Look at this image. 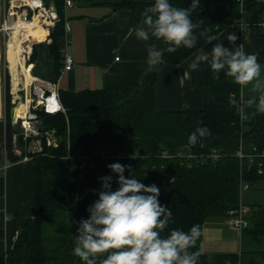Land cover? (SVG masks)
I'll return each instance as SVG.
<instances>
[{
  "label": "trees",
  "instance_id": "obj_1",
  "mask_svg": "<svg viewBox=\"0 0 264 264\" xmlns=\"http://www.w3.org/2000/svg\"><path fill=\"white\" fill-rule=\"evenodd\" d=\"M51 0H44L49 6ZM58 14L66 21V0H55ZM79 5L111 6L126 9L131 24L137 26L143 10L154 0H73ZM174 7H190L192 0H170ZM227 5L224 11L211 10L214 4ZM264 0H199L192 13L197 36L192 49L163 51V61L179 64L204 47L207 35L218 33L235 20H246L250 37L263 36ZM51 42L34 46L31 62L35 74L57 82L63 69L65 33H51ZM5 61L3 44L2 65ZM47 71V72H46ZM196 86L206 89L205 108L193 110H161L157 105L158 72L146 74L141 88L128 100L122 101L114 89L60 90L65 112L47 113L38 110L42 133L55 130L58 146H49L43 137V152L31 154L33 165V215L14 217L16 240H10L0 264H83L72 254L73 238L69 232L53 238L45 235V226L59 213L65 214L61 227L69 225L76 215H89L87 208L98 199L100 177L112 176V189L118 187L116 174L107 167L112 163L130 166L132 175L145 185L160 189L159 201L171 209L172 220L161 233L172 229L187 232L199 225L201 236L190 251L201 252L202 230L208 218L223 216L240 203L242 176L252 184L264 179L255 167L248 168L235 156L243 144L246 151L264 148V114L255 106L248 107L247 119H242L241 86L221 71L213 78L210 63L193 70ZM10 76L6 68V118L8 122V154L13 160L23 158L13 154ZM258 99V98H257ZM240 109V110H238ZM197 127H206L210 134L200 137L195 145L188 142ZM19 146L24 145L21 135ZM187 145L196 153L211 148L221 150L218 159H187L176 154ZM106 150V155L102 154ZM164 152L175 156H164ZM122 156L121 158L112 156ZM70 156V157H68ZM86 159V160H85ZM83 162L85 164L83 165ZM250 207V226L243 229L251 248L239 254H209L201 252L199 264H264V201ZM263 261V262H262Z\"/></svg>",
  "mask_w": 264,
  "mask_h": 264
},
{
  "label": "crops",
  "instance_id": "obj_2",
  "mask_svg": "<svg viewBox=\"0 0 264 264\" xmlns=\"http://www.w3.org/2000/svg\"><path fill=\"white\" fill-rule=\"evenodd\" d=\"M76 5V4H75ZM74 6L66 7L65 18L70 22L67 53L74 58V68L62 72L58 81L59 90L77 92L83 90H117L122 101L130 99L142 85L146 74L158 72L156 83L157 105L161 110H193L205 108L206 89L196 86L193 70L189 67L197 55H209L210 63L213 45L222 43L233 47L227 40L236 35L235 45L242 44L246 54H256L262 65L261 78H264V35L250 37L246 32V20H235L221 30L217 39L207 43L189 58L179 64L163 63L149 68L146 64V44L154 43L164 51L166 44L150 38L148 42L137 39L131 24L129 10L90 8L82 10ZM98 9V10H97ZM264 31V13L262 15ZM52 40L46 43H50ZM47 72V71H46ZM261 93L253 91L252 86H241L243 100L258 98ZM2 101V99H1ZM18 134L13 136L12 151L18 157L14 144ZM8 122L0 116V255L6 252L10 240H14L16 229L14 217L33 215V165L23 158L13 160L8 154ZM89 215H76L69 224V233L74 240L79 225L73 223ZM246 243V247L244 244ZM251 241L244 230L232 226L227 215L208 218L202 230L201 249L209 254H239L252 249ZM263 262V261H262Z\"/></svg>",
  "mask_w": 264,
  "mask_h": 264
},
{
  "label": "clouds",
  "instance_id": "obj_3",
  "mask_svg": "<svg viewBox=\"0 0 264 264\" xmlns=\"http://www.w3.org/2000/svg\"><path fill=\"white\" fill-rule=\"evenodd\" d=\"M199 7V0H192L190 7H174L170 0H154L141 13L139 24L132 30L137 39L148 42L150 38L168 45L166 51L178 48L192 49L197 42L192 13ZM209 43L216 40L207 35ZM227 40L233 47L222 43L213 45L210 67L213 78L218 79L221 71L240 86H252L261 94L246 102L264 114V78L262 65L256 54H246L242 44L235 45L236 35ZM149 68L163 63V50L156 44H146ZM209 61V55H197L190 64L196 70L201 62ZM240 110V109H238ZM206 127H197L189 137L191 145L198 138L209 135ZM116 174L118 187L112 189V176L100 177V191L88 208L89 216L73 223L79 225L74 235L72 254L83 264H199L200 251H190L201 236L199 225L187 232L172 229L165 237L161 233L172 220L171 209L159 201L160 189L155 184L145 185L132 175L126 177L125 169L130 166L112 163L107 166Z\"/></svg>",
  "mask_w": 264,
  "mask_h": 264
},
{
  "label": "built area",
  "instance_id": "obj_4",
  "mask_svg": "<svg viewBox=\"0 0 264 264\" xmlns=\"http://www.w3.org/2000/svg\"><path fill=\"white\" fill-rule=\"evenodd\" d=\"M30 1H34L31 4ZM36 2V3H35ZM73 0H66V7L74 6ZM41 14V19L46 21L42 22V25L48 29L49 33L47 38L51 40V33L57 26V20L59 18L58 13L55 12L51 5H47L44 0H0V32L5 37L4 45L8 47L9 41L12 38L14 32L13 26L20 20L27 22L36 15ZM247 26V24H246ZM71 26L69 21L64 22V32L67 35L70 32ZM1 39V34H0ZM45 42V41H43ZM36 40L24 42V49L21 51L22 60L25 65L28 66L33 75L31 83L26 86L23 81L19 86L20 96L17 98L13 94L15 92L10 88L12 107V124L15 125L20 121V132L18 134L23 137L26 143V153L24 154L21 149H17V153L23 155L25 161L31 160V154L37 152H43V137H46L47 144L49 146H58V140L55 135V130L42 133L40 125L42 120L39 117L38 110H44L47 113H57L60 111L65 112L66 109L61 101L60 90L58 84L48 78H44L35 74V63L31 62V58L34 51V46L39 43ZM69 40H65V46L63 48V69L62 72L71 71L74 68V58L67 53L66 47L69 44ZM6 68L10 74V63L6 64ZM61 72V73H62ZM13 88V87H12ZM247 100H242V119H247L249 114L247 113L248 107L246 106ZM21 103H26L28 108L24 117H16L14 115L15 107ZM55 105L54 108H51ZM106 150H102V154L106 155ZM221 150L217 148H211L207 153H196L191 145H187L179 151L176 156L187 159H204L212 158L218 159L221 156ZM164 156H175L164 152ZM235 156L240 159L241 162H245L248 168L255 167L257 174L264 175V148H253L250 151L244 149L243 144L235 152ZM70 157V156H68ZM113 158L122 156H112ZM86 160V159H85ZM85 162H83V165ZM252 183L245 180L242 176L240 190H250ZM250 207L240 201L237 207L230 208L227 212V217L232 226L243 230L250 226Z\"/></svg>",
  "mask_w": 264,
  "mask_h": 264
},
{
  "label": "bare ground",
  "instance_id": "obj_5",
  "mask_svg": "<svg viewBox=\"0 0 264 264\" xmlns=\"http://www.w3.org/2000/svg\"><path fill=\"white\" fill-rule=\"evenodd\" d=\"M31 4H34V1H30ZM36 3V2H35ZM41 14L36 15L34 19L24 22L20 20L18 23H15L13 26L14 32L12 33V38L9 41L7 47V60L10 63V70L13 76L14 82V92L19 90V85L23 81L26 86H29L32 80L33 75L31 74L30 68L25 65L22 60L21 51L24 49V42L36 40L38 42H48L50 39L48 36V29L45 25H42ZM1 55V48H0ZM1 72V71H0ZM18 87V89H17ZM1 74H0V116L2 115V91H1ZM16 98V97H15ZM55 105H52L51 108H54ZM28 105L26 103H21L19 106L15 107L14 115L17 117H24Z\"/></svg>",
  "mask_w": 264,
  "mask_h": 264
},
{
  "label": "rangeland",
  "instance_id": "obj_6",
  "mask_svg": "<svg viewBox=\"0 0 264 264\" xmlns=\"http://www.w3.org/2000/svg\"><path fill=\"white\" fill-rule=\"evenodd\" d=\"M76 5V8H80L82 10H90V8H108L106 6H94V5H79V3L74 2ZM98 10V9H97ZM1 34V39H0V48H1V55H0V74H1V91H2V115L5 117V110H6V101H5V93H6V64H8V60H7V46H5V61H4V65H2V56H3V44L5 42V37L4 35L0 32ZM49 42V41H48ZM2 67V68H1ZM7 72H9L7 70ZM10 76V88L14 91V82H13V76L12 74L9 73ZM20 86V85H19ZM13 87V88H12ZM59 88V86H58ZM18 89V87H17ZM17 92V91H16ZM13 94L14 97L17 98V96L19 97L20 94L16 93ZM12 144H13V139H12ZM16 149H21V151L25 154L26 153V143L24 142L23 146H19V140L18 138L16 139L15 143ZM20 155V154H19ZM240 201L248 206L252 205V204H259L261 202L264 201V179L258 181L255 184H252L251 189L250 190H246V191H242L241 192V196H240ZM65 214L63 213H59L57 215V217L50 221L49 223L46 224L45 226V235L47 238H53L54 236L58 235L59 233H66L69 232V225L65 226V227H61V223L63 221ZM74 218V217H73ZM72 218V220H73ZM18 236V233L15 236L14 241L16 240ZM244 247L247 248L246 243L244 244ZM245 248V250H246Z\"/></svg>",
  "mask_w": 264,
  "mask_h": 264
},
{
  "label": "water",
  "instance_id": "obj_7",
  "mask_svg": "<svg viewBox=\"0 0 264 264\" xmlns=\"http://www.w3.org/2000/svg\"><path fill=\"white\" fill-rule=\"evenodd\" d=\"M50 5L52 6L53 10L58 13V7H57V4H56V1L55 0H51L50 1ZM228 8L229 7L227 5H222V4H219V3L218 4H214V5L211 6V10H218V11H224V10H227ZM58 16H59V14H58ZM63 32H64V23L59 17L58 20H57L56 34L57 35H62ZM12 129H13V131L16 134H19V132H20V121L17 124H15ZM201 252H202V249H201Z\"/></svg>",
  "mask_w": 264,
  "mask_h": 264
}]
</instances>
